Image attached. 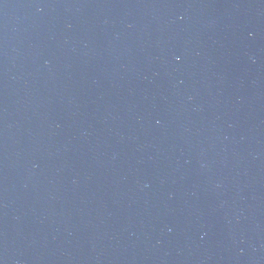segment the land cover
Wrapping results in <instances>:
<instances>
[{
	"label": "water",
	"instance_id": "95a60500",
	"mask_svg": "<svg viewBox=\"0 0 264 264\" xmlns=\"http://www.w3.org/2000/svg\"><path fill=\"white\" fill-rule=\"evenodd\" d=\"M0 264H264V0H0Z\"/></svg>",
	"mask_w": 264,
	"mask_h": 264
}]
</instances>
